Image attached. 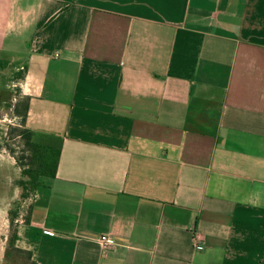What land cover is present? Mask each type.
I'll return each instance as SVG.
<instances>
[{"label":"crops","instance_id":"crops-1","mask_svg":"<svg viewBox=\"0 0 264 264\" xmlns=\"http://www.w3.org/2000/svg\"><path fill=\"white\" fill-rule=\"evenodd\" d=\"M1 63L59 152L33 264H264V0H0Z\"/></svg>","mask_w":264,"mask_h":264},{"label":"rangeland","instance_id":"rangeland-1","mask_svg":"<svg viewBox=\"0 0 264 264\" xmlns=\"http://www.w3.org/2000/svg\"><path fill=\"white\" fill-rule=\"evenodd\" d=\"M0 64V264H33L20 249L19 233L34 200V177L46 180L53 153L27 144L28 97L22 73ZM15 241V242H14Z\"/></svg>","mask_w":264,"mask_h":264},{"label":"trees","instance_id":"trees-1","mask_svg":"<svg viewBox=\"0 0 264 264\" xmlns=\"http://www.w3.org/2000/svg\"><path fill=\"white\" fill-rule=\"evenodd\" d=\"M25 136H26L27 144L30 147H32V148H34L36 150H43L46 153H49V152L53 153V160H52V162L50 164H48V166H50V169L48 170V177H55V171H56V168H57L59 152H56V151H53V150H49V149L48 150H44L40 146L34 144L32 142L31 134L29 132H26ZM40 177H41L40 173L38 174V177H34V192L37 191V189L43 185L42 182L40 181ZM27 254L29 255V258L31 259L32 255L30 253H28V252H27Z\"/></svg>","mask_w":264,"mask_h":264},{"label":"built area","instance_id":"built-area-1","mask_svg":"<svg viewBox=\"0 0 264 264\" xmlns=\"http://www.w3.org/2000/svg\"><path fill=\"white\" fill-rule=\"evenodd\" d=\"M58 56V55H57ZM98 242L105 248V249H109L112 248L114 246V240L112 239V237L110 235H101L98 238ZM195 248L197 250H201V246H199L198 242H195Z\"/></svg>","mask_w":264,"mask_h":264}]
</instances>
